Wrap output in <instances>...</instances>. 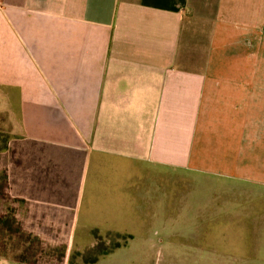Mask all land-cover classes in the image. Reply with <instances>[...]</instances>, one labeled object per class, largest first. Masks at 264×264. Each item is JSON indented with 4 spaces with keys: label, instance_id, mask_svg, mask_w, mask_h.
<instances>
[{
    "label": "crops",
    "instance_id": "0c3cea01",
    "mask_svg": "<svg viewBox=\"0 0 264 264\" xmlns=\"http://www.w3.org/2000/svg\"><path fill=\"white\" fill-rule=\"evenodd\" d=\"M5 218L0 264H264V0H0Z\"/></svg>",
    "mask_w": 264,
    "mask_h": 264
},
{
    "label": "rangeland",
    "instance_id": "374dc122",
    "mask_svg": "<svg viewBox=\"0 0 264 264\" xmlns=\"http://www.w3.org/2000/svg\"><path fill=\"white\" fill-rule=\"evenodd\" d=\"M174 215L173 199L168 196V231H172L176 227ZM12 236L9 237V241L4 239L0 244L2 245L1 248H4L7 253L16 254L19 243ZM190 236V233L182 234V238L178 237L176 239L174 233H168L166 244L157 241L149 247L131 245L128 248L115 251L113 255H109L110 262L112 264H191ZM116 240L114 237L100 239V248H107L117 242ZM88 254L93 255L90 252ZM102 264H105V261Z\"/></svg>",
    "mask_w": 264,
    "mask_h": 264
},
{
    "label": "trees",
    "instance_id": "16d2710c",
    "mask_svg": "<svg viewBox=\"0 0 264 264\" xmlns=\"http://www.w3.org/2000/svg\"><path fill=\"white\" fill-rule=\"evenodd\" d=\"M0 222L5 227H7V226L11 227V225H13V221L8 219V218H5L4 220H2ZM4 222H5V224H4ZM119 245H120L119 242H115V243H113V245L108 246L107 248H100V242H99V244L96 246V248L92 252H90V253H93L92 256H90L88 253H85V254H82L81 257H82L84 262H92V261H95L98 256L110 252L111 250L118 247Z\"/></svg>",
    "mask_w": 264,
    "mask_h": 264
}]
</instances>
